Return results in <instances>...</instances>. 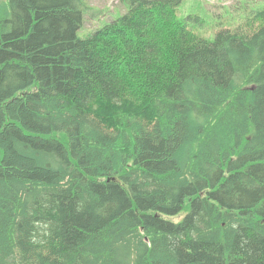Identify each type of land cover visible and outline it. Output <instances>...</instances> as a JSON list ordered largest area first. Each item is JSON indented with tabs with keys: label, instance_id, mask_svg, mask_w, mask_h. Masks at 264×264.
Returning <instances> with one entry per match:
<instances>
[{
	"label": "trees",
	"instance_id": "16d2710c",
	"mask_svg": "<svg viewBox=\"0 0 264 264\" xmlns=\"http://www.w3.org/2000/svg\"><path fill=\"white\" fill-rule=\"evenodd\" d=\"M183 1L0 0V264H264V2Z\"/></svg>",
	"mask_w": 264,
	"mask_h": 264
},
{
	"label": "rangeland",
	"instance_id": "374dc122",
	"mask_svg": "<svg viewBox=\"0 0 264 264\" xmlns=\"http://www.w3.org/2000/svg\"><path fill=\"white\" fill-rule=\"evenodd\" d=\"M264 0H184L178 8V18L195 32L207 39H214L221 27L241 23L252 8L262 5ZM90 8L86 12L85 22L78 31L80 38H87L96 28L105 22L113 21L126 11L121 0H88ZM185 215V211L168 216L176 222Z\"/></svg>",
	"mask_w": 264,
	"mask_h": 264
}]
</instances>
